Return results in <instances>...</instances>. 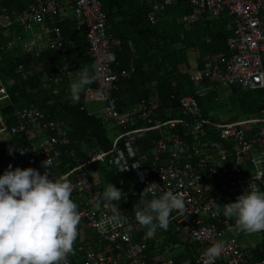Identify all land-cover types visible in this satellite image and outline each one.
<instances>
[{"label": "built area", "instance_id": "1", "mask_svg": "<svg viewBox=\"0 0 264 264\" xmlns=\"http://www.w3.org/2000/svg\"><path fill=\"white\" fill-rule=\"evenodd\" d=\"M138 1L148 6L145 18L149 25L156 24L164 11L178 2ZM186 3L188 13L181 17L184 27L204 19H216L222 13L226 15L228 55L220 59L206 57V68L184 72L187 81L196 88L195 94L179 98L178 115L164 120L157 118L159 107L149 100L141 99L128 110H117L111 92L118 80L128 78L133 69L129 65L113 70L117 65L114 54L119 51L120 42L106 32L100 0H31L22 8L12 6L9 12L0 15V32L15 28L27 35L22 41L25 52L59 51L62 56L65 44L59 24L68 21L80 29L87 44L84 56L90 60L95 77L82 91L84 101L101 104L97 112L99 119L103 123L111 122L115 128L116 135L108 151L85 152L76 165L55 174L52 170L58 169L60 159L73 154L69 130L64 123L49 119L46 112L33 104L12 109L6 115L0 112V138L21 139L34 168H39L47 157L53 159L49 169L52 178L67 175L73 193L82 199L78 211L81 220L94 231L98 247L85 244L82 256L75 262L68 260L69 264H188L175 256L168 260L161 258L171 249H181L180 242L168 246L156 235L152 240L155 247L149 250L147 243L133 239L126 224L112 223L109 218L113 214L112 205H118L116 201L104 202L96 208L93 195L102 191L98 190L95 177L89 171L97 165L128 173L135 186L132 196L140 195L151 183L160 186L157 196L169 190L184 193L186 210L173 211L169 226L176 225L178 232L184 234L182 238L174 235L177 241L186 239L188 245L201 247L196 260L200 264H209L204 251L217 242V238L231 235L235 229L234 219L224 217L222 211L215 214L212 201L223 206L235 202L245 190L264 192V0H186ZM67 11L70 13L66 16ZM129 51L132 52L130 46ZM15 72L20 73L19 66ZM60 72L65 78L69 76L66 65ZM203 83L260 91L258 114L221 124L209 123L199 114L198 101L208 94ZM4 96L7 94L0 84V97ZM2 101L7 103L8 99ZM207 125L214 129V136L200 140V144L192 141L195 144L189 146L181 137L183 129L202 135ZM144 133L156 135L149 140L148 157L135 144ZM137 164L139 166L133 168ZM119 211L122 216L121 209ZM136 228L133 226V230ZM260 235L264 237V232ZM225 241V250L211 264H264V258L255 259L253 254L238 250L233 238ZM158 244L161 251L157 249ZM256 250L264 253L260 245Z\"/></svg>", "mask_w": 264, "mask_h": 264}, {"label": "trees", "instance_id": "2", "mask_svg": "<svg viewBox=\"0 0 264 264\" xmlns=\"http://www.w3.org/2000/svg\"><path fill=\"white\" fill-rule=\"evenodd\" d=\"M30 1L3 0L2 8L7 9L11 4L22 7ZM100 8L106 17L107 34L120 42V49L115 51L114 54L117 60V68L127 67L130 63V58H132L131 64L134 68L133 74L128 79L121 80L122 84L128 87L129 96L124 93L119 96L117 93H112V96L116 99L117 107H119L118 99L125 100L130 98V101L136 104L141 97H146L148 90L145 91L143 85L154 81L155 86L152 95L159 99L161 106H165L166 103L167 105L170 104L176 116L178 115L177 105L179 98L195 94V88L183 75L184 71L188 69V52L195 48L198 57L197 61H200L199 59L206 55H214L221 58H225L228 55L225 46V38L228 33L224 30V23L227 17L224 13L216 19H204L190 27H184L178 17L188 12L186 0H178L175 6L168 8H174L170 12L173 14L172 19L164 15V13H167L168 9H166L163 13L165 19L155 25L147 23L145 14L148 6L138 0H100ZM59 27L61 28L62 40L65 44L62 56H60L61 53L59 51H47L40 53L36 57L25 55L21 52L20 45L10 44L7 46L12 42L11 38L13 37L12 34H14L12 31V34L9 35H4L0 32V71L12 75L15 66L21 65L23 73L28 74L26 79L19 77L18 85L14 87V92L17 93L14 94L15 96L9 92L11 94L10 104L2 105L0 102V111L6 115L12 108L34 104L42 112H46L49 115V119H59L69 129L68 139L73 154L62 157L58 169L52 170L53 173L60 170L61 173L65 172L68 168L76 165L84 155V152H82L84 147L88 151H95V149L108 151L111 145L107 136V129L109 130L110 128L100 122L98 118L86 114L83 109L82 93L80 94L79 102L73 104L67 86L64 87L60 83L59 85H62V89H56L57 92L55 94L46 97L42 95L44 90L39 87L40 84L34 79L35 73L33 70L39 65L52 68L49 72L45 71L48 74L47 77L56 72L59 66L63 64L67 66L69 71L87 67L91 72L90 60L86 55H83L87 50L83 32L80 29L76 30L74 24L68 21L61 22ZM129 46L132 52L129 51ZM15 52L20 55L19 63H16L13 58V53ZM0 79L2 80L3 76H0ZM170 81L173 82V85H170ZM228 88L227 95L232 107H237L242 115L246 117L258 114L260 91L242 90L237 86H229ZM215 90L216 88L211 87L207 96L198 101L201 117L208 118L211 110L209 104L215 102L218 93ZM161 106H158L159 109L162 108ZM234 110L239 114L237 109ZM221 123H225V120H222ZM112 130L115 131V128ZM213 130L212 126H204L199 139L204 140L213 137ZM145 135H149V137L143 140L139 138L135 143L139 148L148 147L149 140L156 136L155 133H145ZM181 137L189 146H192L193 137L188 131L183 129ZM11 142V144L0 142V164L3 162L10 163L15 157L20 156L24 159L23 169L33 168L43 174L41 170H44V168L41 165L38 166L39 168L32 167V162L27 156L26 144L19 138H13ZM200 143L199 141L198 144ZM81 146L83 147L82 149ZM9 148L13 150L11 155L9 154ZM20 150H24L23 155L20 154ZM1 170L3 172L6 171L5 169H0V175H2ZM100 170H102L101 173L106 182L113 183L124 194V199L118 201L117 204L119 209L125 208L128 199L132 201L135 198L131 195L135 186L130 175L126 172H117L115 168L108 166H101ZM173 228L175 227L169 226L166 231L159 230L164 234L162 244H167L168 242L173 244L175 242L176 237L174 235H176V231L172 232L171 229ZM239 235H242V233H235L236 238ZM136 237V241H141L139 240L140 236ZM141 242L147 243L149 250L155 247L151 240L149 242L147 240ZM159 245H157V248ZM184 248H187V246L184 245ZM249 251L255 259L264 258V253H256L255 248H251Z\"/></svg>", "mask_w": 264, "mask_h": 264}, {"label": "clouds", "instance_id": "3", "mask_svg": "<svg viewBox=\"0 0 264 264\" xmlns=\"http://www.w3.org/2000/svg\"><path fill=\"white\" fill-rule=\"evenodd\" d=\"M12 6H16V8L19 9L25 5L19 7L16 4H11L7 7V9L1 8L0 15L9 12V9ZM182 16L178 17L179 21H181ZM163 17L165 18V16L162 14V17L158 22H161L164 19ZM11 31L12 29L8 32H1L4 35H9L12 34ZM12 35L14 36V34ZM14 38L19 42L20 50L25 55L36 57L40 53L48 51L43 50L39 52H25L22 48V41L26 40L27 35L26 38H21L19 36ZM10 44L11 42L7 46ZM209 56L215 58L214 55H206L203 59L206 66L207 63L205 58ZM129 61V65L133 69L130 74L132 75L134 72V68L131 64L132 58H130ZM63 65L59 66L57 71L59 74L63 75L62 79H65L63 72H60V68ZM18 66L20 67V73L15 72ZM128 66L124 68H117L116 65L113 67V70L125 69L128 68ZM206 66L204 68H206ZM191 70L194 69H187L184 72ZM66 71L69 75L71 74V71L67 69V66ZM13 74L23 79H26L28 76V74L23 73V68L21 65L15 66L13 69ZM183 75L185 76L184 73ZM77 77V79L72 81L70 86L67 84L68 91L70 90V99L73 104L79 102L80 94L84 88L87 85H90L95 79L94 75L87 67L79 70L77 72ZM16 79L19 80V78ZM52 79L58 81L60 78L56 77ZM52 79L48 78V82H50ZM126 79H120L118 82ZM0 84L8 96L0 97V102L2 105H9L11 94L14 95L17 93L13 92L10 94L9 91L6 90L1 79ZM202 86L206 88L214 87L213 85H209L207 83H203ZM46 87L48 89L51 86L50 84H47L45 87L43 86L40 88L46 90ZM82 98L84 104L85 101L83 94ZM7 99V103L2 101ZM98 105H100V107L94 111H87L84 108V105L83 109L87 115L88 113H91V115L88 116H94L95 118L99 119L97 112L101 108V104ZM116 108L119 111H124L120 110L117 106ZM2 115L5 114L2 113ZM100 122L102 121L100 120ZM103 124L106 126L111 125V130L114 128L111 122H104ZM143 135H145V133L141 134L137 138V141ZM114 137L110 139V142H112ZM13 138L15 137L6 139L9 140L8 143H10ZM0 140H2V138H0ZM12 151V148H9L10 155L12 154ZM20 154L23 155L24 150H20ZM53 163V159L49 157L41 162V166L45 170H41L43 174H40L39 171L33 168H26L22 170L17 167L13 170L12 166L9 165L8 170H6L3 175H0V264H69L68 257L69 255L74 254V244L79 235L78 228L82 217L78 211V205L71 198L73 185L68 176L63 175L54 179L48 171L53 166ZM138 166L139 164L133 168H137ZM58 173L61 172L58 171ZM159 187L160 186L155 183L147 185L140 193V199L138 203L134 205L135 221L140 228L146 229V235L149 238L154 236L157 229H163L165 231L168 229L170 216L173 211L183 213L186 210L184 193H174L173 191L169 190L164 191L162 194L157 196V189ZM149 194H151V199H148ZM93 199L95 201L96 208L99 209L104 202L121 201L124 199V194L115 186L107 184L103 192L95 193L93 195ZM212 208L214 209L216 215H219L222 211L224 217L228 219H234L235 229L231 235H235V233L251 235L264 232V192L259 190H245L244 194L238 196L235 202L221 206L218 203L212 201ZM111 211L113 214L109 219L112 223L117 226H123L127 223V218L120 215L118 205L113 204ZM127 230L131 231V226H129ZM242 235H239V238L242 237ZM228 238H233L235 240L236 248L240 251H247L251 253L249 251L251 248L256 249L259 245L264 247V245L260 243L248 249H240L236 237L229 236ZM175 242L181 243V249L174 250L175 254L172 256L181 258L182 260L187 261L188 264H200L197 263L196 260L198 255L197 253L201 247L191 248V244L188 245L185 241H177L176 239ZM184 245L187 246V248H184ZM226 245L227 242L221 239L211 244V246L204 251L203 255L207 258L209 264H211V261H213L215 258H218L222 254ZM256 253H258L257 250Z\"/></svg>", "mask_w": 264, "mask_h": 264}, {"label": "crops", "instance_id": "4", "mask_svg": "<svg viewBox=\"0 0 264 264\" xmlns=\"http://www.w3.org/2000/svg\"><path fill=\"white\" fill-rule=\"evenodd\" d=\"M2 1L3 0H0V9L3 7V2ZM61 1H69L70 2V0H61ZM76 30H78V29H76ZM188 56H189L187 58L188 69H195V68L202 69V68H204L206 66V64H205V62L203 60L204 57L201 58V59H199L200 61H197V58L198 57H197V51L195 50V48H193L192 50H190L188 52ZM215 58L216 59H220L221 57L215 56ZM71 72H77V70L75 69V71H71ZM0 76H3V79L1 81H4V83L6 82L8 85L12 84L11 77L7 73H5L3 71H0ZM75 79H77V78H75L74 75H71V74L67 78H65V79L60 78V79H58V81H54L53 83H51L50 84L51 87H49L48 89L44 90L43 93H42V95L48 97V96H50L52 94H55L57 92L56 89H60L61 90L62 89V85L64 87L67 86V84L70 86V84L72 83V81L75 80ZM60 83L62 85H59ZM122 83H123L122 81H119L115 85V88H114L113 92L114 93H117L118 96L120 94H123V93L126 94L127 96H129V89H128V87L125 86V85H123ZM170 85H173V82L170 81ZM154 86H155V82L154 81L153 82H150L149 84L144 83V85H143L144 90L145 91L148 90L147 91L148 94H147L146 97H141V99H146V100H149V101H153V102H155L160 107L161 105H160L159 99L157 97L155 98V96L152 95V91H154ZM228 87L229 86H227V87H219L218 89L216 88L215 92L218 91V93H217V96L215 98V101L217 100V98H222L224 95H227V93L229 91V88ZM47 90L49 91V94H47ZM208 90L210 91L211 90V87H208ZM221 91H224L225 94L223 95ZM118 101H119L118 102L119 103V107L118 108L120 110H128L129 108H131V107H133L135 105V102H131L130 101V98L129 99L127 98L125 100L124 99H121V100L118 99ZM96 105H98V104H96ZM98 107H99V105H98ZM161 107L162 108L159 109L160 111L157 114V118H159V119H167V118L175 117V113L173 112V109H171V105L170 104L167 105V103H166L165 106H161ZM211 117L212 116H209V114H208V118L207 117H203V118L206 119L209 123L213 124L215 122L212 120ZM219 117H220V119H223L224 118L222 115L219 116ZM216 124H221V122L216 123ZM107 126H108V128H110L109 125H107ZM109 132H111V130L110 129L109 130L107 129V136H108V133ZM147 137H149V135H143V136L140 137V139L143 140V139H145ZM8 141L9 140L3 139V138H2V140H0L1 143L2 142H5L7 144H8ZM9 144H11V143H9ZM144 147H142L140 149L143 150L144 153H146L147 154V157H148V154L150 153V149H151L150 148V144H149L148 147L147 146H146V148H144ZM82 148L83 147L81 146V149ZM95 150H97V149H95ZM86 151H88V150L84 147L83 150H82V152H86ZM19 159H23V158L22 157H19ZM8 164H9V162H8ZM22 164H23V166H21ZM0 165H3V164L1 163ZM18 167L22 168V170H23L24 163L21 162L18 165ZM100 168H101V165L95 166V168L91 169V171H90L91 173L90 174L91 175L93 174V176L95 177V182L97 183L98 190H100V191L103 192L105 190L107 184H111L113 186H114V184L113 183L106 182V180L104 179L103 174L101 173L102 170H100ZM0 169L7 170L3 166H2V168L0 166ZM57 173H58V171H55V174H57ZM134 197L135 198L132 201H129V199H128V201L126 202L127 205H125L126 207L125 208L123 207L124 209L122 208L121 211H122V216L127 218V223L125 225V228L128 229V227L131 226V231L130 232H132V235H134V238L133 239L135 240L137 238L136 236H141V235H138L136 232L137 231H140L142 233L144 229L139 227V225L137 224V222L135 221V218H134V211H135L134 205H136L138 203V201L140 199V195H137V196H134ZM71 198H72V200L78 206L81 204L82 199L79 198V197H77V195L75 193L72 192ZM116 203H117V201H116ZM133 226H136L137 227L136 230H133ZM174 227L175 228L171 229V231L172 232L176 231V235H180L178 237H181L182 238L181 235H184V234L181 233V232H178L176 225H174ZM78 232H79V235H78L77 240H76V242L74 244V254H71L68 257V260H70L72 262H75L76 260L79 259V257L82 254L81 251L84 248V245L85 244H88L91 248H97L98 247V244L96 242V237H95L94 231L91 228H89L82 220L80 221L79 228H78ZM145 236H147V235H145ZM229 236H234L235 237V235H228V237ZM242 236H245V235H242ZM155 237H156V235L154 234L153 237L146 238V240L149 242V240H151V241L154 240ZM160 237L163 238L164 236L160 235ZM237 240L239 241V236H238ZM240 249H243V248H240Z\"/></svg>", "mask_w": 264, "mask_h": 264}, {"label": "rangeland", "instance_id": "5", "mask_svg": "<svg viewBox=\"0 0 264 264\" xmlns=\"http://www.w3.org/2000/svg\"><path fill=\"white\" fill-rule=\"evenodd\" d=\"M172 9H174V8H172ZM172 9H168L167 13L166 14L164 13L165 16L171 17V19L173 18V14L170 13L172 11ZM69 13H70V11H67V13L65 15L67 16ZM12 31L14 33V36L11 38V41H12L11 44L12 45L15 44L16 46H18L19 44L15 40L14 37L19 36V37L26 38V35L21 33L20 30L15 29V28H13ZM13 54H14L13 58H14L15 62L19 63V59H21L20 55L16 52ZM50 69H52V68H49V66L44 67L43 65H39L34 69V71H33L35 73L34 79L37 83L40 84L39 87H43V86L45 87L47 84L53 83L55 80H53L52 78H56V77L62 78L63 77V75L59 74L58 71L53 72V75L47 77L48 74H46V72H49ZM81 69L82 68H77L76 70L78 72ZM77 72H71V75H74L75 78H78ZM8 75L11 77L12 84L8 85L6 82L4 83V81H2V82L4 83L6 90L13 93L14 87H16L19 83V80H17L16 78H19V77L14 75L13 73H12V75H10V74H8ZM48 78H50L52 80L50 82H48ZM47 87H46V89H47ZM221 92L223 95L225 94L224 91H221ZM47 94H49L48 90H47ZM229 102L230 101H229L228 95H224L222 98H217V100L215 102H212L209 104L210 109H211L209 112V116H212L211 118L215 123H219L222 120H225V122H228L232 119H234V120L235 119H243L244 117H246V116L242 115L241 111L237 107H235V106L232 107ZM83 105L87 111H94L98 107V105H96L94 103H89V102H84ZM99 107H100V105H99ZM233 108L237 109L239 114H237V112ZM234 112H236V113H234ZM221 115L224 117L223 119H220L219 116H221ZM109 127H111V125H109ZM115 135H116V133L114 130H111V132L108 133L109 139L114 137ZM191 136L193 137L192 140L194 142L198 143L200 141V139H199L200 134H197V133L191 134ZM194 142L192 144H195ZM19 157L20 156L15 157L9 164H8V162H3L2 163L3 165H0L1 168L3 166L8 170V166L11 165L12 169L14 170L15 168H17L19 163L23 162V160H24V159H19ZM3 173H4L3 170H1L2 175H3ZM136 233L138 235H141L140 239H139L141 241H146V238H149L148 236H145L146 235V229H144L142 233L140 231H137ZM155 235L164 236V234L162 232H160L158 229H157ZM227 238H228V235H222L220 238H217V241H219L221 239H223L225 241ZM184 241L189 242V240H186V239ZM260 243L264 245V238L260 235V233L251 234V235L246 234L245 236H242L239 238L238 246L240 248L248 249V248L253 247V246L260 244ZM167 245L171 246L172 243L168 242ZM190 246H191V248H195V246H193V245H190ZM157 249L161 251V245H159V247ZM174 254H175V251L173 249H171L170 251L161 255V258L168 260V259H171L172 255H174Z\"/></svg>", "mask_w": 264, "mask_h": 264}]
</instances>
